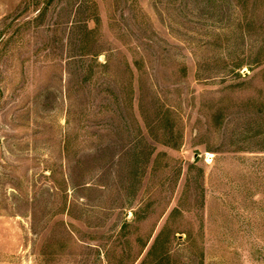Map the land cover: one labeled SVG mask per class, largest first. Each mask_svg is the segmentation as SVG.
Returning <instances> with one entry per match:
<instances>
[{
    "label": "rangeland",
    "instance_id": "rangeland-1",
    "mask_svg": "<svg viewBox=\"0 0 264 264\" xmlns=\"http://www.w3.org/2000/svg\"><path fill=\"white\" fill-rule=\"evenodd\" d=\"M0 264H264V0H0Z\"/></svg>",
    "mask_w": 264,
    "mask_h": 264
}]
</instances>
